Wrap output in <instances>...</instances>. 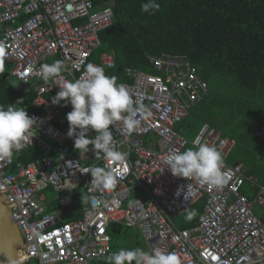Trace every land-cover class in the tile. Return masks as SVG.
<instances>
[{"label":"built area","instance_id":"obj_1","mask_svg":"<svg viewBox=\"0 0 264 264\" xmlns=\"http://www.w3.org/2000/svg\"><path fill=\"white\" fill-rule=\"evenodd\" d=\"M112 17L110 8L97 9L94 0H0V78L6 73L24 87L4 107L17 104L35 119L24 147L14 150L11 160H0V195L22 240L17 247L20 263L91 264L112 253L107 228L116 223L136 230L146 250L175 252L180 264H264V216L255 213V207L264 213V184L245 176L241 165L227 164L236 143L215 128L202 124L191 141L177 132L192 106L209 94L186 56L148 57L153 73L124 69L123 84L135 103L151 112L138 115L140 124L131 133L122 122L113 126V148L127 153L124 161L95 154L91 145L86 154L72 152L65 102L52 103L59 86L38 72L41 65L62 60L61 75L67 79L79 78L89 62L107 75L115 67L113 56L95 53L99 33ZM251 135L264 143V122ZM200 143L222 154L227 177L222 188L175 177L163 163L168 152ZM32 147L44 156L26 164L15 161L16 154ZM91 166L110 169L115 183L93 190L100 203H89L79 219L67 222L64 209L71 206L72 194L91 188L92 177L85 173ZM245 182L254 189L252 198L242 193ZM188 183L189 199L183 194L177 198V188L186 190ZM48 188L58 193L59 206L52 211L42 194ZM199 202L195 225L177 228L173 217Z\"/></svg>","mask_w":264,"mask_h":264},{"label":"trees","instance_id":"obj_2","mask_svg":"<svg viewBox=\"0 0 264 264\" xmlns=\"http://www.w3.org/2000/svg\"><path fill=\"white\" fill-rule=\"evenodd\" d=\"M143 2L145 0H94L96 8L109 7L112 11L111 25L99 33L100 46L95 55L106 53L113 56L115 67L107 75H115L118 84L126 82L124 69L153 73L148 67V57L170 55L186 56L209 91L213 89L212 81L219 76L232 79L231 83L238 92L259 94L264 90V0H156L159 10L150 13L141 11ZM8 77L0 78V106L24 91L16 80L13 89H4ZM197 104L189 110L193 116L201 110L202 105L194 109ZM62 110L67 114L72 110L71 105ZM200 119L199 122L182 123L179 129L198 130L207 123L203 117ZM260 124L246 129L238 137L209 125L223 137L235 140L236 146L244 147L249 132L259 129ZM70 139V143L74 141ZM76 151L72 147V152ZM43 156L38 147H32L14 158L16 162L26 164ZM49 190L56 193L48 188L42 194ZM80 197V193L72 194L71 206L64 209L67 222L79 219L88 208V204L81 203ZM55 198L47 200L44 196L47 211L59 206ZM189 210H195L197 214L185 228L197 220L201 204H195ZM107 233L112 252L120 248L145 249L136 230L115 223L108 226ZM105 258L91 264H105Z\"/></svg>","mask_w":264,"mask_h":264},{"label":"clouds","instance_id":"obj_3","mask_svg":"<svg viewBox=\"0 0 264 264\" xmlns=\"http://www.w3.org/2000/svg\"><path fill=\"white\" fill-rule=\"evenodd\" d=\"M156 0H145L141 11L150 13L159 10ZM109 8V7H108ZM112 22V21H111ZM79 69L80 65H76ZM64 62L41 65L38 75L44 81H52L59 90L52 98L53 104L64 101L63 106L71 105V111L66 114L69 122L67 136L74 139V148L81 153L90 151L103 154L112 161H124L126 152L113 148V126L122 122L123 128L131 133L140 124L138 115H151L144 105H137L125 84L117 83L115 75H106L103 67L94 63L83 66V72L76 79L62 76ZM35 119L28 116L25 108L17 104L0 106V160H11L14 150H20L29 141ZM177 128V127H176ZM94 131L93 137L89 133ZM163 163L172 175L187 180L195 179L200 185H210L222 188L227 183V177L222 170L224 161L221 152L208 143H200L197 147H189L184 151L173 150L165 154ZM85 173H90L91 188L87 192L81 190V203L96 207L100 201L93 190L111 188L114 183L113 172L101 166H91ZM249 177V176H248ZM192 185L187 184L177 188L175 196L183 194L189 199ZM195 210H187L186 219L191 221L196 216ZM180 264L175 252H166L158 247L145 250L140 247L120 248L105 258V264Z\"/></svg>","mask_w":264,"mask_h":264},{"label":"rangeland","instance_id":"obj_4","mask_svg":"<svg viewBox=\"0 0 264 264\" xmlns=\"http://www.w3.org/2000/svg\"><path fill=\"white\" fill-rule=\"evenodd\" d=\"M101 8H103V6H99L97 9ZM7 79L3 87L7 91H10L15 86V81L10 76ZM231 81L233 80L222 76L215 78L212 81L213 89L210 91L209 97L206 99L205 103L201 106V110L197 112L195 116L189 114L187 116L188 118H184L177 128L185 119L187 122H199L201 120L200 118L203 117V120L208 124L232 136L238 137L243 134L246 129L254 128L256 125L264 122V90H261L259 94H250L243 91L238 92ZM179 131L184 138L190 141L194 137L192 134H187L184 130L179 129ZM90 134L94 136L95 132L92 131ZM249 134L251 135L252 133L249 132ZM242 148L243 147H239V145L236 146L231 154V158ZM257 151H259L258 148ZM247 158L251 160L254 159L253 155L248 152ZM244 191L247 192V196L252 197V192H249L248 186L244 187ZM43 194L47 200H50L53 196H58V194L51 190L45 191ZM255 211L257 214L261 215V210L258 207H255ZM186 215L187 212L173 217L172 221L177 228L181 229V226L188 221Z\"/></svg>","mask_w":264,"mask_h":264},{"label":"crops","instance_id":"obj_5","mask_svg":"<svg viewBox=\"0 0 264 264\" xmlns=\"http://www.w3.org/2000/svg\"><path fill=\"white\" fill-rule=\"evenodd\" d=\"M6 74V73H5ZM5 74H3V75H5ZM7 76H8V74H7ZM6 76V77H7ZM5 77V78H6ZM209 93H210V91H209ZM208 96H209V94H208ZM207 96V97H208ZM207 97L202 101V102H200L199 104H197L196 106H195V108L194 109H197L198 107H199V105H203L204 103H205V101H206V99H207ZM194 109H192V111L194 110ZM200 109V108H199ZM198 109V110H199ZM192 113V112H191ZM190 112H189V114H191ZM188 118V117H187ZM186 118V119H187ZM186 119L184 120V124L185 123H187V121H186ZM188 123H190V122H188ZM263 123V122H262ZM203 124H208V123H203ZM209 125V124H208ZM262 124H260V126H261ZM210 126V125H209ZM179 128V127H178ZM177 128V131L179 132V133H181L180 131H179V129ZM200 128V127H199ZM199 128H198V130H199ZM180 130H184V131H186L187 132V134H192L193 136H195L196 135V133H197V131L198 130H191V129H185V128H180ZM255 130V129H254ZM254 130H252L251 131V133L254 131ZM194 138V137H193ZM235 141V140H234ZM146 143H147V140L145 141L144 140V144L146 145ZM153 143H154V140H153V138H149L148 139V144L149 145H151V146H153ZM236 143V142H235ZM235 147H236V145H235ZM235 147H234V149H235ZM257 148L259 149V151H257ZM187 149V148H186ZM233 149V150H234ZM185 150V149H184ZM233 152V151H232ZM232 152H231V154H232ZM247 152L248 153H250L251 155H253V160H251V159H248L247 158ZM231 154L229 155V157L227 158V160H226V162H227V164L228 165H235V164H239V165H241V167H242V171H243V174L245 175V176H250V177H252L258 184H264V143L260 140V139H257V138H254V137H252V135H250L249 134V136H247V138H246V146H244L241 150H239V152H236V155H234L233 156V158H231ZM245 186H248V188H249V192H252V197H253V195H254V189L251 187V185L249 184V183H247V182H245V184H244V186H243V188H242V193L245 195V196H247V192H245L244 191V187ZM248 198H252V197H249V196H247ZM55 198V197H54ZM47 202V201H46ZM200 204H201V206H202V202H199ZM198 204V203H197ZM196 204V205H197ZM261 210V209H260ZM255 213H256V211H255ZM257 214V213H256ZM199 215V214H198ZM198 215H197V217H198ZM257 215H259V214H257ZM259 216H264V213L262 212V210H261V215H259ZM190 221H187V222H185L181 227L183 228V229H191V227L192 226H194L195 225V222H196V220H195V222L193 223V225L192 226H190V227H186L185 228V226L186 225H188V224H190L189 223ZM143 242V241H142ZM144 244V243H143ZM144 246H145V244H144ZM145 249H146V247H145Z\"/></svg>","mask_w":264,"mask_h":264},{"label":"water","instance_id":"obj_6","mask_svg":"<svg viewBox=\"0 0 264 264\" xmlns=\"http://www.w3.org/2000/svg\"><path fill=\"white\" fill-rule=\"evenodd\" d=\"M7 74L1 77L4 80ZM0 195V264H18L15 259L17 247L22 245L16 226L10 219V211Z\"/></svg>","mask_w":264,"mask_h":264},{"label":"bare ground","instance_id":"obj_7","mask_svg":"<svg viewBox=\"0 0 264 264\" xmlns=\"http://www.w3.org/2000/svg\"><path fill=\"white\" fill-rule=\"evenodd\" d=\"M1 200H3V198ZM15 259L18 262V264H21L19 259V254L17 253V251L15 252Z\"/></svg>","mask_w":264,"mask_h":264}]
</instances>
